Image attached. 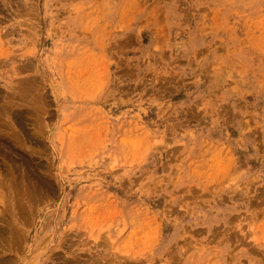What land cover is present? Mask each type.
<instances>
[{
	"label": "rangeland",
	"instance_id": "obj_1",
	"mask_svg": "<svg viewBox=\"0 0 264 264\" xmlns=\"http://www.w3.org/2000/svg\"><path fill=\"white\" fill-rule=\"evenodd\" d=\"M0 264H264V0H0Z\"/></svg>",
	"mask_w": 264,
	"mask_h": 264
}]
</instances>
